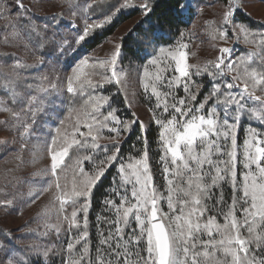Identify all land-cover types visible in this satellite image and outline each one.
<instances>
[{
    "label": "snow or ice",
    "instance_id": "obj_1",
    "mask_svg": "<svg viewBox=\"0 0 264 264\" xmlns=\"http://www.w3.org/2000/svg\"><path fill=\"white\" fill-rule=\"evenodd\" d=\"M61 2L73 35L58 42L60 24L36 23L24 0H0L2 43L22 45L36 57L33 64L16 59L11 65L13 75L5 79L15 89L0 84L12 105L2 109L12 119L0 123L14 133L17 161L0 175V192L7 190L0 210L21 215L46 198L37 217L45 222L40 235L58 242L14 248L21 238L0 229V264H30L32 253L59 255L60 264H264V33L236 23L244 0H224L221 23L205 31L212 41H227L231 26L237 39L239 29L244 43L255 48L241 57L220 47L203 65L189 64L185 41L193 33L181 28L202 11L199 4L193 9L192 0ZM133 13L140 19L127 37L135 33L138 43L153 49L139 76L147 123L132 111L122 66L125 36L109 41L112 49L104 59L88 53L75 58L64 77L56 67L68 51L75 56L87 45L96 30ZM53 53L55 61L47 59ZM42 68L49 72L28 83L29 69ZM117 96L128 117L119 114ZM61 106L66 116L45 130L48 120L40 117L50 110L61 116ZM153 128L156 151L150 155ZM132 136L141 147L132 144L125 153ZM29 153L32 163H43L35 179L17 174ZM112 169L93 239L94 191Z\"/></svg>",
    "mask_w": 264,
    "mask_h": 264
},
{
    "label": "rangeland",
    "instance_id": "obj_2",
    "mask_svg": "<svg viewBox=\"0 0 264 264\" xmlns=\"http://www.w3.org/2000/svg\"><path fill=\"white\" fill-rule=\"evenodd\" d=\"M216 0H192V3L199 4L202 8L203 16L206 17L207 22H209V31L212 30L213 27H218L221 23V16L223 6L221 4H216ZM238 2V0H237ZM26 6L30 7L31 12L34 14L35 22L43 25L47 22H52L53 26L56 24H60L58 32L59 35L56 37V40L59 42L61 38H68L71 39L73 33L67 28V24L69 22V13L67 11V5L62 4L61 0H24ZM244 8L236 13V16H244L249 18L251 21L255 22L256 24H260L264 28V0H244ZM63 14V23H60V14ZM53 16H56L57 19L53 21ZM140 19V15L138 14L136 17L129 19L114 34V36L109 40L112 41L115 37L118 36H125L128 29L133 28L136 21ZM79 22V21H78ZM3 21H0V29L3 28ZM238 25H241L238 21H236ZM230 28V35L227 41H222L217 39L216 47L212 44L198 46L196 49L194 46V41L192 36L188 38L185 42L188 43V48L186 51L188 52V62L189 64H201L203 65L209 60H214L219 55V48L220 47H231L233 49L234 56H244L247 52L253 50L255 45L253 44H246L244 43L243 33L239 32V29L236 30V33L239 35V39H237L236 35L232 34L231 26ZM51 32V29L49 30ZM98 31V30H96ZM254 34H260V32H252ZM264 33V32H262ZM251 39V37H249ZM3 36L0 35V45L4 52L8 53H16L22 51L24 56L22 58H26V63L33 64L36 60V57L31 54L29 50H26L22 45H13L11 43L4 44L2 43ZM106 42L102 45L98 50L91 53L94 58L97 59H104L110 56V52L112 49V44L110 42ZM22 54V55H23ZM55 53L51 55L52 57H48L47 59H51L55 61ZM84 55L82 53V49L76 51L75 56L73 52L70 50L66 53L65 56L61 57L60 62L56 65L57 69L59 70L58 74L64 77L67 73L68 65H70L73 60L79 56ZM32 70V69H29ZM37 72L41 75V73H48V68L36 69ZM142 71V66L138 67V70L131 76V81H129L127 85L129 99H134V104L132 107V111H135L137 115L143 120L145 123L149 121L150 113L147 112L145 103L143 102L140 93L142 92V88L139 82V76ZM127 79V72L125 73ZM54 79V78H53ZM136 91L137 96L135 98L132 97L131 93ZM62 99V97L60 98ZM60 99H57L56 105H60ZM5 107V104H0V122L5 120H11L12 117L6 111L2 109ZM47 107V105H46ZM51 107L55 106H49ZM60 111L63 113L61 116L57 117L55 112L49 111V119L48 123L43 124L45 130L51 128L52 121L55 120L58 123L59 119H63L66 116V111L64 107L61 106ZM125 117L130 115L129 110L127 109V113H123ZM247 127V124L244 125ZM105 135H109L105 132ZM14 133L10 129V127L0 123V141L7 140L8 144L6 147L0 145V175L5 173L8 169L15 168L17 161L14 159V148L16 144L13 142ZM242 137V135H241ZM102 144L106 143L107 141L101 140ZM242 142V141H241ZM26 159L29 160L26 166L20 168L18 170V175L22 178L28 177L29 179H35L36 173H38L39 169L43 167L42 161H37L36 163L31 162V154L29 153ZM26 188H21L20 193H25ZM7 194V190L5 192H0V198ZM46 202V198H41L35 205H31L23 209L21 215H6L3 211L0 212V222L4 227L17 229L18 231L21 229V226H26V242L27 244L32 243L35 241L38 243L37 238V230H41L43 232L45 230L44 224L45 222L41 219H37L38 215L40 214L44 203ZM165 210L166 206H165ZM29 229H33L35 231L30 232Z\"/></svg>",
    "mask_w": 264,
    "mask_h": 264
},
{
    "label": "trees",
    "instance_id": "obj_3",
    "mask_svg": "<svg viewBox=\"0 0 264 264\" xmlns=\"http://www.w3.org/2000/svg\"><path fill=\"white\" fill-rule=\"evenodd\" d=\"M216 4H221V6L224 5V0H216ZM198 4L192 3L193 9L197 7ZM99 11V10H97ZM139 13H133L132 15H122L120 18V21L116 23L114 26L110 28H105L102 30H98L97 34L94 38L90 39L88 44L85 45L82 49V53H88L91 54L98 50L102 45H104L106 42H108L114 34L117 32V30L120 28L121 25H123L125 22H127L129 19L134 18ZM236 21H238L241 25L245 26L249 29V31L252 32H264L263 26L260 24H256L255 22L251 21L249 18L244 16H236ZM187 27L190 29L192 35V39L194 41V46L197 49L198 46L202 45H208L209 43L216 47V43L218 40L212 41L208 37L205 29L207 28L209 31V22H207L206 17L204 18L203 12L201 11L199 15L193 14L192 18L186 25H181V28ZM174 31V30H173ZM171 39L175 41L178 39L176 36H172ZM23 51V50H22ZM19 51L16 53H8L4 52L2 49V46L0 45V84L7 83L9 89H15V83L9 82L5 79V76L11 77L13 74L11 72V65L15 62L16 59L21 60V62L26 63V58H22L24 56L23 52ZM153 49L151 47L145 48L140 43H138V37L134 33L133 37H127L125 35V48H124V59L122 66L126 69L128 80L131 81V75H133L137 70L138 67L143 66V64L146 62V60L152 55ZM23 54V55H22ZM52 57V56H50ZM28 75V83H32L33 80L38 77L40 74L37 72L36 69L29 70ZM25 89L27 85H24ZM111 87V86H108ZM112 91H115L114 88H112ZM0 99L4 100V104L11 107L12 105L8 103V100L11 99V96L4 97L3 93L0 92ZM115 104L120 109V115L122 117H125L123 113H127V108L124 106L122 102V96H117L115 98ZM47 107H49L47 105ZM41 120L49 119L48 117L41 116ZM246 125V124H245ZM243 135V133H241ZM155 140H156V130L153 128L149 133V145H150V155H152L156 151L155 146ZM132 144H136L137 147H141V145L137 142L135 136H132L129 138L127 143H124L123 150L125 153H127ZM115 174V170L112 169L109 171L99 182L97 187L94 191V197L92 202V208L90 209V215L89 219L92 224V235L93 239L95 238V219L98 214L103 215V205L102 201L105 197V194L109 191H111L109 185L112 181L113 175ZM2 212V210H0ZM0 222H2L0 220ZM0 229L3 231H9L11 230L16 237H20V241L18 243H14L12 247H24L25 245H28L26 242V226H21V229L17 231V229H11L4 227L0 223ZM41 230H37V238L39 244H58V242L55 240V238H44L40 234ZM59 247V245H58ZM30 264H60V256H49L48 258H45L42 254L37 255L35 253L30 254L29 257Z\"/></svg>",
    "mask_w": 264,
    "mask_h": 264
}]
</instances>
